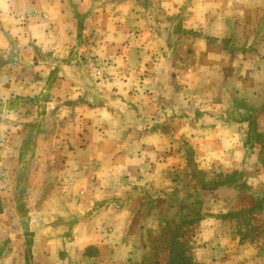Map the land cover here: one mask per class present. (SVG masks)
Returning a JSON list of instances; mask_svg holds the SVG:
<instances>
[{
	"label": "rangeland",
	"instance_id": "obj_1",
	"mask_svg": "<svg viewBox=\"0 0 264 264\" xmlns=\"http://www.w3.org/2000/svg\"><path fill=\"white\" fill-rule=\"evenodd\" d=\"M23 1L0 0V264H249L264 249V0H167L161 54L146 60L182 40L183 65L169 95L147 98L143 73L123 66L127 37L105 51L94 34L66 53L30 51L42 23L26 30ZM71 64L90 99L64 78ZM120 89L158 115L124 114ZM235 123L216 134L240 138L248 161L218 163L228 149L216 156L207 138Z\"/></svg>",
	"mask_w": 264,
	"mask_h": 264
},
{
	"label": "crops",
	"instance_id": "obj_2",
	"mask_svg": "<svg viewBox=\"0 0 264 264\" xmlns=\"http://www.w3.org/2000/svg\"><path fill=\"white\" fill-rule=\"evenodd\" d=\"M103 1L104 2L101 4V7H99L96 3L97 0H24L23 3L27 7L26 12L31 16L29 20L30 22L27 23L26 30L33 25L31 23H34L36 19L37 22L35 21L34 24H38L40 22L42 23L37 25L38 35L34 36L37 41L36 39L30 40L31 46L28 45V49L34 52L35 50H37V52H40L42 54L43 52L51 53L50 51H53L54 55L60 52L66 53L67 46L69 47L70 45L71 47H74L75 44L77 45L76 48L78 49V43L80 42L81 37H85V35H88V37H90V34H94L98 35L99 37L97 40V48L105 51L107 49L106 47L108 46V43L110 44L112 41L120 42L125 37H127V39L129 40V46L127 45L128 47L122 48V51L125 55L123 66L143 73L142 79L140 80L142 81L143 86H146V90H144L145 96L143 97L147 98L146 94H148L149 91L155 95H162V93L169 95V90L171 89L170 86H172L174 81L173 72L176 68L178 72L183 65L179 59H176L173 56L175 49L181 48V46H179V43L182 40L177 41L176 45H173L171 43V45L167 47V50L164 49L163 51L165 57L162 58L161 56L160 59L158 58V62L154 63L152 61L146 60V58L148 57L150 59L152 57V54L154 53L161 54L160 48L158 47L162 46V40L168 29H164L163 22L158 19L159 14L157 13V11H163L161 7L164 5V3H167V0ZM95 3L96 7L93 6ZM31 9H33V11L35 12L33 13ZM44 12L49 14L48 16L52 21H56H54V23L56 24L54 32H52L53 30H49L46 32V30L42 27V25L46 26L51 23V20L50 22H48L41 18V13ZM182 16V19L184 20L183 22H185L186 17H184V14ZM173 19V17L167 16V23L171 24V22H173ZM79 22H81L80 32ZM171 33L177 34L174 30H171L169 34L171 35ZM183 33L184 32H181L182 35ZM28 34L30 35V33ZM34 40L36 41L35 44H33L32 42ZM99 43H101V45ZM102 51L100 50V53H102ZM59 57H63V54H61V56ZM55 59H57V63L61 64L60 66L58 65L61 69H66L65 66H67V60L64 61L60 59L58 61V58ZM70 62L72 63V61ZM68 66L75 69V74L73 73V75L71 76L66 74L64 75V78L69 80L71 85L77 86L81 89L79 91V94L81 95L83 100L90 99L93 96L92 87H90L92 86V83L89 82L86 76H84L85 72H83V68L79 66L76 67L72 64ZM123 91L124 90L122 89L118 90L117 92H115L114 97H117L118 100L124 104V107H121L125 111L124 114L134 111V115L136 110L140 115L142 114V117L144 116V118L145 115H155L157 109L155 110V108H152L153 104L146 105L144 103L145 101L140 100L139 95L134 96L128 94V92L125 93ZM110 93L111 91H107L105 93L102 92L101 97H108L109 99ZM125 103L127 105H125ZM105 105L107 106L108 103H105ZM162 109H165V114H161V119L163 118L165 121L173 124L170 122V118L174 116L172 108L169 107L168 109V106L166 105L160 110ZM159 126L161 127V125H155L153 131L150 132L154 134L156 132L155 130L160 128ZM220 129L222 131H219ZM235 129L238 130L237 123L228 124L227 126H214L213 134H211L212 137L207 138L210 140V142H207V144H209L210 149L212 147L214 148L213 153L215 155L218 154L219 151L217 152L216 149L220 148L221 143L223 144V148L226 147L228 149L221 150L220 152L223 151L222 155L228 154L229 159H226L219 153L218 157L219 159H221V162L218 163H226L223 161H227L229 163L230 161H233V164L237 165L240 161L244 163L248 161L249 156L247 159L244 158L241 160L243 153H245V151L249 149H247L248 147H245L242 142H239L241 141L240 138L231 137V141H229L225 139V136L222 135V137H220L221 134H219V136L216 134L217 131H219L220 133H224L226 131H231L234 133ZM164 132L168 133L167 131ZM160 133L162 136L163 132ZM150 143L154 145L153 142ZM210 144H214L216 145V147ZM141 148H145V150L151 149L154 151L155 149H158L159 146L154 145L155 149H153V147L151 146H142ZM231 177L233 178L235 176ZM247 177L248 176H245V179H247ZM259 178L261 182L264 181V178L262 176H259ZM215 226H217L218 228V226H221V224L217 222ZM213 240L214 246L216 248H219L218 246L221 245V239L216 238L215 236ZM246 258L249 260V264H264V249L261 248V251H255L254 253H251L250 256L247 255Z\"/></svg>",
	"mask_w": 264,
	"mask_h": 264
}]
</instances>
